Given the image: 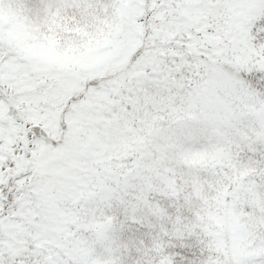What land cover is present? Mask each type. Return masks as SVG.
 Instances as JSON below:
<instances>
[{
	"label": "snow or ice",
	"instance_id": "1",
	"mask_svg": "<svg viewBox=\"0 0 264 264\" xmlns=\"http://www.w3.org/2000/svg\"><path fill=\"white\" fill-rule=\"evenodd\" d=\"M0 264H264V0H0Z\"/></svg>",
	"mask_w": 264,
	"mask_h": 264
}]
</instances>
